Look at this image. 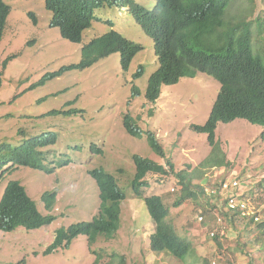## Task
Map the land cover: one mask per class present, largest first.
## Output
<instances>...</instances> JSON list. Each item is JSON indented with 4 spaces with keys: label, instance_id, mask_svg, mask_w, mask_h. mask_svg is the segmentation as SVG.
I'll use <instances>...</instances> for the list:
<instances>
[{
    "label": "rangeland",
    "instance_id": "1",
    "mask_svg": "<svg viewBox=\"0 0 264 264\" xmlns=\"http://www.w3.org/2000/svg\"><path fill=\"white\" fill-rule=\"evenodd\" d=\"M2 1L10 12L0 39V145L14 149L35 137L55 140L36 147L46 153L44 159L39 156L43 170L9 168L11 164L0 169V200L7 184L18 181L38 212L54 218L50 225L34 230L0 231V264H93L96 257L92 250L102 251L98 264H115L119 256L125 257L126 264H264V235L255 227L264 221L263 128L242 119L218 123L213 147L205 134L191 129L208 119L219 83L204 74L180 78L175 84L161 85L157 99L149 102L148 80L159 65L152 39L136 24L128 7L96 9L95 20L83 32L80 43H72L50 26L45 0ZM133 1L147 10L155 4V0ZM241 16L253 22L255 49L264 48V0H234L227 18ZM111 29L142 50L126 69L119 53L80 67L82 46ZM126 118L137 128V136L126 131ZM149 133L174 171L168 175L148 173L141 193L143 197L160 196L169 208L168 220L176 233L192 244L193 254L182 261L150 249L154 224L143 199L136 197L131 186L134 156L165 164L150 148ZM62 161L66 164L60 165ZM95 169L111 174L125 196L118 229L108 240L99 237L92 247L80 235L68 247L46 254L58 228L90 222L98 215L99 191L90 175ZM183 172L190 175L192 186L205 191L197 200H187L176 208L173 203L181 193L176 174ZM222 180L241 185L242 197L259 222L245 227L238 218L224 215L222 199L206 193ZM47 192L56 194L49 210L41 198ZM197 215H203L201 223ZM219 217L225 222V238L216 241L209 233ZM112 253L116 257L111 259Z\"/></svg>",
    "mask_w": 264,
    "mask_h": 264
},
{
    "label": "trees",
    "instance_id": "2",
    "mask_svg": "<svg viewBox=\"0 0 264 264\" xmlns=\"http://www.w3.org/2000/svg\"><path fill=\"white\" fill-rule=\"evenodd\" d=\"M233 1L155 0L153 8L147 10L133 0H45V7L51 13L50 26L58 28L61 37L72 43H80L83 32L95 20L96 9L104 6L128 7L136 24L152 39L159 65L148 80L146 98L149 102L157 99L161 85L175 84L180 78L204 74L216 80L220 86L219 92L208 119L203 125L191 126L195 133L205 134L207 143L213 147L216 125L237 119L261 126V138L264 139V48L262 45L256 49L253 46L252 20L245 16L227 18V9ZM9 12V7L0 0V39L4 35ZM141 50L140 45L111 29L82 46L83 60L79 66L88 67L101 58L119 53L121 65L126 69ZM5 66L6 62L3 69ZM55 75L57 73L47 74L44 78ZM139 75L140 72L137 73ZM124 126L130 135L139 134L128 118ZM54 140L53 137L49 140L35 137L14 149L8 144H1L0 169L11 164L9 168L30 166L43 170L39 156L42 154L44 159L46 153L37 151L36 147L52 144ZM147 141L150 148L165 160V164L134 156L135 173L131 186L136 197L143 199L154 224V232L149 238L150 249L155 253L165 252L182 261L193 254L192 244L176 233L174 225L168 220L169 208L162 198L157 195L143 197L141 193L147 184L145 178L148 173L168 175L174 171L173 164L165 157L152 134L147 135ZM65 164L66 161L60 163ZM90 175L99 191L98 215L90 222L58 228L46 254L68 247L80 235L85 236L89 247H92L99 237L108 240L118 229L120 204L125 199L123 192L115 178L102 169H95ZM176 178L181 193L173 203L174 207L181 206L187 200H197L204 193L200 186L191 185L190 175L178 173ZM55 197L54 192L42 195L47 210L52 207ZM225 204L226 200L223 201ZM222 211L225 216L229 214L230 218L243 221L245 227H248V223H254L253 218H242L238 213ZM53 220L52 216L38 212L34 201L18 181L7 184L0 200V231L12 232L19 227L34 230L50 225ZM255 227L259 234L264 235V221L255 223ZM214 239L217 241V237ZM92 252L96 257L93 264H98L102 251ZM114 256L115 253L110 254L111 259ZM115 264H126L125 257L119 256Z\"/></svg>",
    "mask_w": 264,
    "mask_h": 264
},
{
    "label": "built area",
    "instance_id": "3",
    "mask_svg": "<svg viewBox=\"0 0 264 264\" xmlns=\"http://www.w3.org/2000/svg\"><path fill=\"white\" fill-rule=\"evenodd\" d=\"M240 187L241 185L235 180H223L219 182L216 188L211 190L207 189L206 192L208 195L219 196L223 201L226 200L225 206L223 205L224 211L238 213L242 218H253V221L257 222L258 217L255 210L253 211L250 204L242 197ZM197 221L199 223L202 222L203 217L198 216ZM224 224V220L219 217L216 221L215 228L209 233V237L211 239L216 237L218 239H224L226 229Z\"/></svg>",
    "mask_w": 264,
    "mask_h": 264
},
{
    "label": "clouds",
    "instance_id": "4",
    "mask_svg": "<svg viewBox=\"0 0 264 264\" xmlns=\"http://www.w3.org/2000/svg\"><path fill=\"white\" fill-rule=\"evenodd\" d=\"M115 54V53H114ZM112 55V54H111ZM110 56V55H109ZM223 181V180H222ZM220 182V181H219ZM219 182H218V184H219ZM218 184H217V186H218ZM217 186H215L214 188H216ZM174 191V189H172L171 190V192H173ZM203 191H205V190H203ZM207 193V192H206ZM210 196H214V198H216V196L215 195H210ZM222 203H223V200H222ZM221 210H224L223 209V207H221ZM197 217H198V215H197ZM197 217H196V219H197ZM201 223V222H200Z\"/></svg>",
    "mask_w": 264,
    "mask_h": 264
}]
</instances>
